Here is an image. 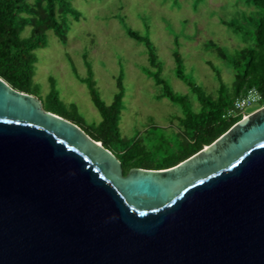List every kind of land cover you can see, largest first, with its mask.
I'll return each instance as SVG.
<instances>
[{"label":"water","instance_id":"obj_1","mask_svg":"<svg viewBox=\"0 0 264 264\" xmlns=\"http://www.w3.org/2000/svg\"><path fill=\"white\" fill-rule=\"evenodd\" d=\"M0 264H264V106L165 169L0 77Z\"/></svg>","mask_w":264,"mask_h":264},{"label":"trees","instance_id":"obj_2","mask_svg":"<svg viewBox=\"0 0 264 264\" xmlns=\"http://www.w3.org/2000/svg\"><path fill=\"white\" fill-rule=\"evenodd\" d=\"M237 2L252 8L250 13L244 12L242 22L234 26L247 44L232 51L213 40L206 42L207 48H212L233 71V79L226 82L221 69L208 61L218 82L214 91L187 76L177 40L173 51L174 71L176 77L187 85L188 91H176L162 75L163 62L149 34L125 27L126 34L146 48L148 62L144 64V70H148L149 77L159 89L156 98H166L179 106L180 113L174 115L178 121L177 131L165 133L158 130L159 126H154L157 132L145 138L123 135L120 122L126 92L124 70L120 69L116 77L117 91L113 100L107 103L99 93L86 51H83V61L88 72L80 79L87 84L101 120L86 124L76 109L68 110L70 118L65 116L54 76H49L50 88L42 101L44 108L74 122L92 139L101 142L120 161L125 175L134 167L158 170L179 164L212 144L247 114L229 112L234 110L236 99L250 89L257 90L260 95L258 103L264 106V0ZM81 17V11L72 0H0V77L12 88L39 98L40 86L34 80L38 62L36 50L47 47L51 31L62 43H67L68 27ZM223 23L228 22L223 20Z\"/></svg>","mask_w":264,"mask_h":264},{"label":"rangeland","instance_id":"obj_3","mask_svg":"<svg viewBox=\"0 0 264 264\" xmlns=\"http://www.w3.org/2000/svg\"><path fill=\"white\" fill-rule=\"evenodd\" d=\"M72 2L82 17L68 27L67 43H62L51 31L47 47L36 50L38 62L34 80L40 86L39 98L45 101L50 88L49 76H54L64 104V115L70 118L68 112L76 109L86 124L99 122L101 114L87 84L80 79L88 72L83 61V51H86L99 93L107 103L113 100L117 91L116 77L123 68L126 92L120 129L123 135L142 138L157 132L154 126L165 133L177 131L178 121L174 115L181 110L166 98H156L159 89L148 70H144L148 62L146 48L129 37L125 27L149 34L163 62L162 75L176 91H188L174 71L176 40L185 60L187 76L214 91L218 82L208 61L221 69L226 82L233 79V71L212 48H207L206 42L213 40L232 51L246 45L234 26L242 22L244 12L250 13L252 9L237 0ZM260 107V103L246 107V115Z\"/></svg>","mask_w":264,"mask_h":264},{"label":"built area","instance_id":"obj_4","mask_svg":"<svg viewBox=\"0 0 264 264\" xmlns=\"http://www.w3.org/2000/svg\"><path fill=\"white\" fill-rule=\"evenodd\" d=\"M260 100V95L255 88L250 89L245 95L239 97L235 101L234 110L230 111L229 114L233 112L243 113L246 107L258 103ZM245 116V115H244Z\"/></svg>","mask_w":264,"mask_h":264}]
</instances>
